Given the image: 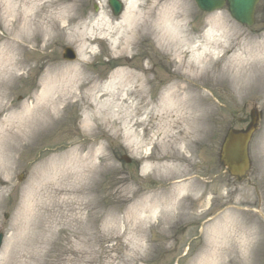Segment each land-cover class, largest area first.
Masks as SVG:
<instances>
[{"label":"rangeland","instance_id":"rangeland-1","mask_svg":"<svg viewBox=\"0 0 264 264\" xmlns=\"http://www.w3.org/2000/svg\"><path fill=\"white\" fill-rule=\"evenodd\" d=\"M122 1L124 12L126 2ZM187 2L176 20L180 22L185 9L187 19L185 24L180 22V28L184 24L183 29L196 36L193 44H207L204 34L215 28L216 16L224 18L229 33L221 41L225 51L238 53L248 38L264 37V1L253 26L234 21L226 7L206 13L195 0ZM73 12L78 15L76 22L88 27L103 17L114 26L123 14L114 16L108 0H78ZM1 20L0 8V50L6 41L1 36L6 31ZM75 35L68 31L47 45L43 39L34 41L33 49L20 55L28 61L25 67L6 78L9 86L1 89L0 230L5 237L0 264H193V257L204 251L211 254L206 259L220 264H264V159L257 151V145L264 142V93L260 89L240 93L228 80L217 78L215 71L222 65L216 63L217 58L209 61L201 78L194 79L196 75H187L155 35L140 34L128 51L114 48L119 32L104 31L95 41H87L89 49L83 56L89 77L97 76L98 82L107 84L117 70L143 73L149 68L146 96L157 100L163 89L190 76L196 91L192 110L184 105L177 110L158 101L161 120L147 131L138 126L129 141L124 124L119 130L96 122L86 127V114L92 110L79 102L65 106L38 139H31V119L27 125L13 124L12 128L9 124L36 103L50 65L65 67L83 59L85 42ZM66 46L74 48L75 60L63 57ZM124 92L122 88L115 99L112 95L108 99L120 103ZM114 109H119L124 122L126 105ZM252 109L261 112L260 127L250 144L252 169L238 180L229 175L219 154L227 131L245 128ZM141 110L140 116H146ZM177 115L184 121L176 120ZM81 147L82 155L92 157L88 171L77 173L74 166L61 169L56 165ZM164 151L182 152L178 168L160 172L146 165L148 155ZM122 155L131 161L122 160ZM9 163L11 169H6ZM178 180L190 185L177 191L176 200L171 201L167 192ZM143 202L150 209L139 211L140 218L134 219L129 211ZM25 204L31 209L26 216ZM241 224L247 237L238 251L231 237ZM215 235L221 237L220 243L213 242Z\"/></svg>","mask_w":264,"mask_h":264},{"label":"bare ground","instance_id":"bare-ground-1","mask_svg":"<svg viewBox=\"0 0 264 264\" xmlns=\"http://www.w3.org/2000/svg\"><path fill=\"white\" fill-rule=\"evenodd\" d=\"M138 1L125 0V11L121 15V20L114 26L103 17L88 27L86 24L79 25L81 23L76 22L78 15L73 11L77 7L78 0H0L1 21L6 30L1 35L6 41L0 50V96H4L1 89L9 86V80L6 78L16 75V72L28 62L26 58L20 59L21 53L32 50V43L38 39H43L44 44L47 45L51 39L68 34V31L70 33L74 31L78 41L85 42L81 49L82 56L89 49L87 41L89 43L95 41L96 35L104 31L119 32L121 36L114 42V48L121 46L128 51L134 48L140 34L141 36L152 34L173 59H178L181 69L187 75L193 73L196 75L194 79L201 78L207 71L209 61L217 58L216 63L222 64L215 71L217 78L222 81L228 80L240 93L254 89H260L264 93V37L256 40L248 38L245 46L241 47L238 53L225 51L221 41L229 33L225 29L224 18L216 16L213 19L215 28L204 34L206 39L204 43L210 45L193 44L196 36L183 29L188 14L185 9L180 20V22L184 21L183 27L180 28L181 23L176 20L180 9L182 10L188 3L187 0H149L144 5L138 4ZM219 30L222 31L219 33ZM84 66V56L78 62L65 67L60 63L50 65L36 103L27 106L23 113L14 117L9 124L10 127L13 128L15 124L27 125L31 119L29 137L38 139L40 132L48 128L53 119L59 117L65 106L81 102L84 107L92 110L86 114L84 120L86 127L89 128L96 122L119 130L124 124L126 138L130 141L135 136L138 126H143L147 131L150 124L152 127L156 121L161 120L156 109L158 101L174 109L178 108L177 110L183 105L192 110L196 91L190 84V76L163 89L161 97L159 95L160 99L148 100L146 92L149 81L146 72L150 71L149 68H144L143 73L130 68L120 69L110 76L107 84H101L97 76L91 78L87 75ZM228 73L235 76L228 77L226 76ZM122 88L125 92L118 98L121 100L120 103L108 99L111 95L115 99L118 96L117 91ZM121 103H124L127 109L125 114L127 118L124 122L119 109H114ZM94 108L95 112H93ZM142 108L147 114L143 117L140 116ZM148 114L153 115L148 117ZM176 120L184 121V118L177 115ZM81 149L82 147L56 165L61 169L74 166L77 168V173L88 171L92 167V157L90 154L82 155ZM9 155L11 159V154ZM180 156H183L182 152L175 153V151L148 155L147 158L150 160L146 165L160 172L173 171L182 163ZM5 168L11 169L10 163ZM73 176L74 173H71L70 177ZM180 180L176 181L174 189L167 192V198L170 197L168 199L171 201L176 200L177 191L186 190L190 185L180 183ZM160 199L161 202H167L166 199ZM26 204L25 208L23 207L25 216L31 211L30 204ZM147 209L150 208L143 202L142 205L132 207L129 214L138 220L139 211L144 212ZM155 212L156 209H153L152 213ZM217 236L219 235H215L213 242L220 243L218 240L221 237Z\"/></svg>","mask_w":264,"mask_h":264},{"label":"water","instance_id":"water-1","mask_svg":"<svg viewBox=\"0 0 264 264\" xmlns=\"http://www.w3.org/2000/svg\"><path fill=\"white\" fill-rule=\"evenodd\" d=\"M199 7L205 11H211L224 6H229V11L240 22L253 24L255 7L259 0H196ZM114 12L119 14L122 9V3L119 0H110ZM65 57L75 58V53L71 48L65 51ZM255 119L247 130L230 129L226 133L225 140L221 149V161L237 179L244 177L250 169L249 142L255 130ZM124 159L129 160L126 156ZM2 237L0 235V245Z\"/></svg>","mask_w":264,"mask_h":264},{"label":"clouds","instance_id":"clouds-1","mask_svg":"<svg viewBox=\"0 0 264 264\" xmlns=\"http://www.w3.org/2000/svg\"><path fill=\"white\" fill-rule=\"evenodd\" d=\"M247 237V229L246 227L241 224L237 230L236 233L231 237V243L236 247L238 251L242 250V245L246 242ZM211 255L209 252L204 251L201 253H198L196 256L193 257V264H220L219 260H209L206 259Z\"/></svg>","mask_w":264,"mask_h":264},{"label":"snow or ice","instance_id":"snow-or-ice-1","mask_svg":"<svg viewBox=\"0 0 264 264\" xmlns=\"http://www.w3.org/2000/svg\"><path fill=\"white\" fill-rule=\"evenodd\" d=\"M257 151L262 159H264V142L257 145Z\"/></svg>","mask_w":264,"mask_h":264}]
</instances>
